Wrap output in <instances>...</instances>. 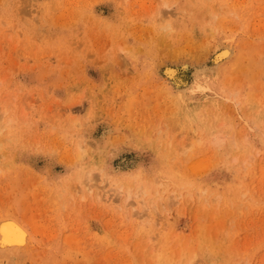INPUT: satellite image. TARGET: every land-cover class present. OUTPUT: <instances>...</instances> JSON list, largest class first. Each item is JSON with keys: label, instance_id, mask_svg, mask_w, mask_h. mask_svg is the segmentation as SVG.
Listing matches in <instances>:
<instances>
[{"label": "rangeland", "instance_id": "obj_1", "mask_svg": "<svg viewBox=\"0 0 264 264\" xmlns=\"http://www.w3.org/2000/svg\"><path fill=\"white\" fill-rule=\"evenodd\" d=\"M0 126V264H264V0H0Z\"/></svg>", "mask_w": 264, "mask_h": 264}, {"label": "bare ground", "instance_id": "obj_2", "mask_svg": "<svg viewBox=\"0 0 264 264\" xmlns=\"http://www.w3.org/2000/svg\"><path fill=\"white\" fill-rule=\"evenodd\" d=\"M3 129H2V127L0 126V132L2 131ZM2 134V133H1ZM217 141V140H216ZM218 143H219V141H217ZM216 142V143H217ZM80 145V144H79ZM80 149V148H79ZM83 148L81 147V154H82V150ZM81 154H79V156L81 155ZM83 157H84V155H83ZM76 163V162H75ZM74 163V164H75ZM94 171V170H93ZM80 173V172H79ZM85 176V175H84ZM76 178L78 177V175H76L75 176ZM88 179H91V175H88ZM77 180V179H76ZM92 181V180H91ZM77 182V181H76ZM97 184V183H96ZM86 187V186H85ZM92 187H94V186H92ZM101 192V191H100ZM75 193V192H74ZM88 193V192H87ZM84 194V193H83ZM82 194V195H83ZM81 195V196H82ZM104 197V196H103ZM89 201V200H88ZM30 216V215H29ZM29 218H32V217H29ZM28 218V219H29ZM5 220H7L6 218H4ZM10 220V219H9ZM13 220V219H12ZM31 220V219H30ZM2 221H3V219H2ZM14 221V220H13ZM13 221L11 222H6L7 224L4 226V227H2V229H3V235H2V237H1V239H0V242L1 243H6V244H8L10 247H17L18 245H19V243L21 242V241H25V240H23V237H24V234H23V231H25V230H23V228L21 229L20 228V226H17L15 223H13ZM27 221V220H26ZM32 221V220H31ZM27 222H29V221H27ZM35 222V221H34ZM0 223H1V221H0ZM4 223V222H3ZM30 223V222H29ZM30 226H32V225H30ZM1 228V227H0ZM35 229V228H34ZM23 230V231H22ZM36 230V229H35ZM40 230V229H39ZM37 232V231H36ZM26 234H27V232H26ZM37 234V233H36ZM38 235V234H37ZM26 237H27V235H26ZM28 237H29V235H28ZM9 238V240L7 241L6 239H8ZM6 240V241H5ZM4 246V245H3ZM23 246H25V245H23ZM5 247V246H4ZM3 248V247H2ZM23 248V247H22ZM26 248V247H25ZM4 249V248H3ZM5 249H6V247H5ZM11 249V248H10ZM12 250V249H11ZM24 250V249H23ZM26 250V249H25ZM7 251V250H6ZM9 251V250H8ZM20 251H21V249H20ZM19 252V251H18ZM16 253H17V251H16Z\"/></svg>", "mask_w": 264, "mask_h": 264}]
</instances>
